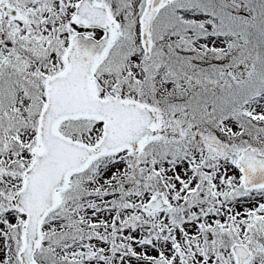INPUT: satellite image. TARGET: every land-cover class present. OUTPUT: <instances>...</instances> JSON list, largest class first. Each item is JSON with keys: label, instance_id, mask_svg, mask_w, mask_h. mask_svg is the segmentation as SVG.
Segmentation results:
<instances>
[{"label": "snow or ice", "instance_id": "6c2138e0", "mask_svg": "<svg viewBox=\"0 0 264 264\" xmlns=\"http://www.w3.org/2000/svg\"><path fill=\"white\" fill-rule=\"evenodd\" d=\"M0 264H264V0H0Z\"/></svg>", "mask_w": 264, "mask_h": 264}]
</instances>
